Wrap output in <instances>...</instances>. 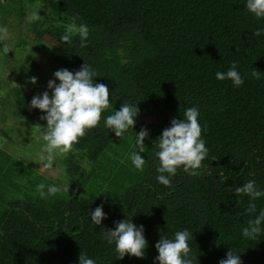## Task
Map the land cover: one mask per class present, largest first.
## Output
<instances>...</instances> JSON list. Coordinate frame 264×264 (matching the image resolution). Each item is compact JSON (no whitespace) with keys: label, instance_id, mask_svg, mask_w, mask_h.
I'll list each match as a JSON object with an SVG mask.
<instances>
[{"label":"trees","instance_id":"obj_1","mask_svg":"<svg viewBox=\"0 0 264 264\" xmlns=\"http://www.w3.org/2000/svg\"><path fill=\"white\" fill-rule=\"evenodd\" d=\"M36 4L41 18L30 29L42 42L49 38L62 46L53 57L60 67L75 73L87 62L98 73L94 81L109 87L110 107L65 160L72 190L41 199L39 183L65 187L0 148V264H79L82 251L96 264H159L155 245L161 235L174 238L184 229L192 233L194 264H219L232 249L242 264H264V224L255 240L242 235L264 209V197L254 201L257 212L250 216V197L235 193L250 179L264 191V32L254 35L264 29V18L250 13L246 0H0V11L9 7V17L16 9L22 25ZM73 22L89 26L87 47L79 46L78 35L71 46L61 43ZM233 62L245 81L240 87L215 76ZM254 68L259 79L250 75ZM12 92L14 102L2 95L0 84V112L13 105L43 134L46 113L31 108L27 92ZM126 102L138 104L140 112L134 128L119 138L105 120ZM190 107L199 110L208 155L199 175L181 167L164 186L157 180L156 140ZM142 128L149 129L144 170L116 160L102 172L98 160L110 144L131 150L135 142L132 150L138 151ZM3 134L9 137L6 129ZM82 158L100 166L88 171ZM100 206L106 218L94 225L90 210ZM125 218L144 227L143 258L119 259L115 244L104 238Z\"/></svg>","mask_w":264,"mask_h":264},{"label":"clouds","instance_id":"obj_2","mask_svg":"<svg viewBox=\"0 0 264 264\" xmlns=\"http://www.w3.org/2000/svg\"><path fill=\"white\" fill-rule=\"evenodd\" d=\"M246 8L256 18H264V0H246ZM32 19L35 20L38 17L33 15ZM73 19L75 21L78 18ZM262 32L264 29H257L254 35L260 36ZM8 34V27L0 26V40L6 39ZM76 35L79 36V46L87 47L89 26L85 23L77 26L73 22L68 25L61 36V43L71 46L73 37ZM97 75L98 73L87 62L75 73L68 69L57 70L54 76L56 80H59V84L56 80L48 82V88L52 90L51 97L49 92L45 91L42 96H34L31 100V108H38L46 113L41 117L42 120H46V131L40 137L44 141L39 154L43 167L51 168L57 154L72 151L80 138L86 135L87 130L99 125L102 113L109 109L110 89L107 85L94 81L93 78ZM250 75L259 79L261 73L254 68ZM215 76L221 81L231 80L235 87H240L245 82L235 62L227 72L218 71ZM36 82V78L32 77L31 83ZM139 112L138 104L123 103L119 110H115L114 114L106 117L105 126L120 138L127 130L134 128ZM199 115L197 107L187 108L183 115L184 119H173L171 127L164 129L156 140L159 149L156 152L159 160L157 180L164 186L171 185L170 177L175 176L181 167L191 176L199 175L197 169L201 168L202 161L209 151L201 138L202 127L198 120ZM147 137V129L142 128L137 133L138 151H133L130 155L135 169L141 172L144 170L145 158L140 153H144V141ZM62 191H68V189L55 184L46 185L44 182L36 186V192L41 199L55 196ZM235 193L237 196L244 194L250 197L247 212L250 216L256 214L257 206L254 201L264 197V191L258 188L256 180L250 179L243 186L235 188ZM237 203L239 204V200ZM90 216L94 225H101L102 220L106 218L102 206L95 208L94 211L90 210ZM262 224H264V209L248 220L247 226L242 228V235L255 240L262 231ZM191 236L192 233L188 229L175 232L174 238L162 234L155 245L159 253L155 259L159 264H194L192 249L188 243ZM104 238L109 244H115L119 259H123L126 255L143 258L148 247L143 225L137 227L128 218L117 221L115 230L106 229ZM79 264H96V261L82 251L79 255ZM219 264H242V261L232 249Z\"/></svg>","mask_w":264,"mask_h":264},{"label":"rangeland","instance_id":"obj_3","mask_svg":"<svg viewBox=\"0 0 264 264\" xmlns=\"http://www.w3.org/2000/svg\"><path fill=\"white\" fill-rule=\"evenodd\" d=\"M11 6L12 4L9 5V7ZM35 6L37 4L29 7L26 17L28 23L22 25L18 24L19 19L16 9L10 10L12 14L9 17L6 16V14L9 15V7L4 12L0 11V26H7L9 29L8 37L0 40V84L2 95L6 96L9 101H15L16 97L15 92H12L13 89L21 90L23 93L27 92L30 97L42 96L45 91H48L51 97L52 90L48 88V82L56 80L54 73L57 70L64 69L53 61L54 52L61 50L62 46L52 42L49 38H45L42 42L36 37V31L30 29L29 23L34 21L32 19L33 15L41 18ZM36 63L40 65V69L33 68L32 64L35 65ZM32 77L36 78L37 82L35 84L31 83ZM56 83L59 84V80H56ZM6 114L9 117L7 121L3 120ZM0 117V148L7 149L12 156L14 155L13 157L21 158L39 174L52 177L65 188L72 190L67 182L69 176L66 174L65 166V160L71 151L65 154H57L52 167L45 168L39 159L44 141H41L42 134L37 125L34 126L28 117H20L13 105H8L6 112H0ZM146 119L148 120L149 117ZM5 129L9 132V137L3 134ZM131 134H133V131H131ZM130 137L128 135L126 140H129ZM38 141H41V144ZM133 145L131 150H128L127 148L130 147H119L116 144H110L98 160L99 162L102 160L100 163L101 167L104 166L102 172H106L107 169L108 172L112 170L109 167H114L116 160L120 165L125 162L128 166H132L130 155L135 151L132 150V148H135V142H133ZM140 155L145 158L146 153H140ZM81 163L88 171L92 168L98 169L100 166L86 158H82Z\"/></svg>","mask_w":264,"mask_h":264},{"label":"water","instance_id":"obj_4","mask_svg":"<svg viewBox=\"0 0 264 264\" xmlns=\"http://www.w3.org/2000/svg\"><path fill=\"white\" fill-rule=\"evenodd\" d=\"M6 48V47H5Z\"/></svg>","mask_w":264,"mask_h":264}]
</instances>
